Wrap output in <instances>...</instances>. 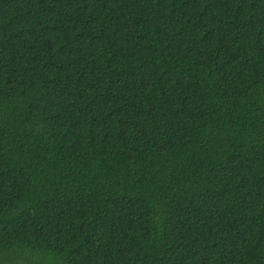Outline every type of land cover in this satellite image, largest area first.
I'll return each instance as SVG.
<instances>
[{
    "label": "trees",
    "instance_id": "obj_1",
    "mask_svg": "<svg viewBox=\"0 0 264 264\" xmlns=\"http://www.w3.org/2000/svg\"><path fill=\"white\" fill-rule=\"evenodd\" d=\"M0 264H264V0H0Z\"/></svg>",
    "mask_w": 264,
    "mask_h": 264
}]
</instances>
